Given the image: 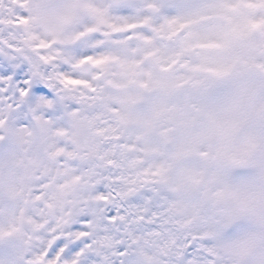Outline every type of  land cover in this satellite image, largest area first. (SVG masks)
Returning <instances> with one entry per match:
<instances>
[{"label":"snow or ice","instance_id":"1","mask_svg":"<svg viewBox=\"0 0 264 264\" xmlns=\"http://www.w3.org/2000/svg\"><path fill=\"white\" fill-rule=\"evenodd\" d=\"M38 29L92 51L42 72ZM261 99L264 0H0V264H264ZM132 126L129 174L100 146Z\"/></svg>","mask_w":264,"mask_h":264},{"label":"clouds","instance_id":"2","mask_svg":"<svg viewBox=\"0 0 264 264\" xmlns=\"http://www.w3.org/2000/svg\"><path fill=\"white\" fill-rule=\"evenodd\" d=\"M34 39L32 40V45L35 46L41 41L48 43L50 45L47 49H42L39 52L32 53L34 58L37 60L39 64V69L42 72H51L53 70L52 65H46L39 61L40 55H54L57 53H61L66 48H71L75 52H89L91 53L92 49L87 48L85 46V40L81 39H74V33L71 30H66L60 37L53 39L48 33L43 31L42 29L36 30L34 33ZM63 39H72L71 44L65 45L62 44L60 41ZM59 67L64 70H69L67 64L60 63ZM74 76H77V73H73ZM258 103L264 102V99L258 100ZM227 103V101H225ZM168 125V115L164 112L161 113V116L155 120L154 122V130H155V140H162V138L170 132V128L167 127ZM264 127V124L261 125ZM71 127L69 126L66 128V131H70ZM120 139L118 141H112L109 143H105L100 147L104 150L108 148L113 149V159L115 161H119L120 165L123 169L129 173L134 174L139 171L141 168L147 167L150 160L159 158L158 152H153L151 148L153 145L146 143L143 140V133L136 130L134 126L129 127L127 130H123L119 133ZM126 145H131L132 147H125ZM71 145H69V149ZM160 148L165 151L173 152L178 148V144L172 143L171 140L167 142H163L160 144ZM143 161V163H141ZM98 163V161H96ZM120 169L119 168H109L107 170L100 169L101 175H106L108 173H117ZM102 187L101 184H97L93 189H85L84 190V199L88 200L89 196L92 192L96 189ZM250 228L255 231H264V224L259 222L253 223L250 225Z\"/></svg>","mask_w":264,"mask_h":264}]
</instances>
